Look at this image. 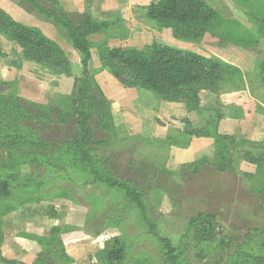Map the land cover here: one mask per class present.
<instances>
[{
	"label": "rangeland",
	"instance_id": "rangeland-1",
	"mask_svg": "<svg viewBox=\"0 0 264 264\" xmlns=\"http://www.w3.org/2000/svg\"><path fill=\"white\" fill-rule=\"evenodd\" d=\"M100 1L0 0V10L20 25L38 29L54 40L70 62V75H55L26 61L22 49L0 35V94L20 95L39 113L52 106L47 104L55 99L54 107L65 115L76 109L79 96H72L76 82L94 83L110 99L106 97L111 124L110 129L95 131V137L105 142L95 146L96 154L105 158L112 155L114 172L123 180L135 179L151 186L144 188L148 216L161 236L178 248L177 262L204 264L209 254L213 256L212 264H226L228 255L238 262L243 255H264V148L237 138L229 146L231 152L220 159L214 138L189 137L184 133L188 124L201 129L211 121L218 123L229 112L225 106L188 111L182 100L189 99L191 94L185 93L179 102H169L141 86H124L103 68L98 57L99 48L106 45L132 48L149 58L154 44L215 57L228 65L235 64L234 56L240 54L255 57L256 50L263 53L262 57L264 0H201L214 10L216 17L207 24L200 41L175 39L173 28L158 27L141 17L139 21H126L124 14L104 12ZM56 12L63 13L66 19L52 21L50 14ZM85 17H91L96 25L95 31L83 40L88 47V60L68 41L69 37L74 38L71 32L76 27H90L85 24ZM240 80L238 69H228L218 82V92L210 93L219 97L239 90ZM204 92L209 91L200 90L199 100ZM51 115L57 116L55 111ZM94 119L95 116L91 120ZM2 123L6 128L11 121ZM76 125L73 121L47 123L42 127L43 136L62 144L74 135ZM248 154L262 164L244 160ZM12 163L16 165L13 173ZM57 164L60 168L51 164L38 166L36 176L22 159H11V149H0V183L8 181L10 191L8 198L0 197L1 258L23 263L14 256L29 253L33 261L45 256L51 245L39 240L48 238L56 223L62 228L59 237L71 264H90V256L111 237L123 244L124 264H171L166 261L159 240L149 232L143 215L126 201L123 191L96 181L81 165L74 166L70 161ZM218 164L225 169L220 171ZM185 165L192 167L185 168L182 177L180 172ZM49 208H54L57 219L50 217ZM200 213L214 215L218 222L216 233L229 238L230 247L224 257L209 252L210 247L195 248L186 237L185 221Z\"/></svg>",
	"mask_w": 264,
	"mask_h": 264
},
{
	"label": "trees",
	"instance_id": "trees-1",
	"mask_svg": "<svg viewBox=\"0 0 264 264\" xmlns=\"http://www.w3.org/2000/svg\"><path fill=\"white\" fill-rule=\"evenodd\" d=\"M52 14H50V19L57 23L63 18L66 19L63 13ZM145 17L158 27L173 28L175 39L200 41L205 35L207 24L216 17V13L201 0H157L146 8ZM85 20V24H90V27L88 29L76 27V31L71 32L74 38L69 37L68 41L88 60L89 51H87L88 47L83 40L85 41L88 34L92 33L91 31H95L96 25H93L91 17H85ZM102 27L104 26L102 25ZM0 35L19 46L26 61L34 62L49 72L55 73V75H70L68 57L56 43L45 37L38 29L22 26L13 21L2 10H0ZM99 49L98 57L103 68L109 71L120 84L127 87L141 86L162 100L169 102H179L180 97L184 96L185 93L191 94L189 99L182 100L188 111L200 107L198 105L200 90L217 93L218 82L226 76L228 69L236 70L235 67L218 58H207L160 44L153 45L149 58L143 57L132 48H108L105 45ZM259 73L264 86V63L259 65ZM101 92L92 82L86 84L83 81H77L72 95L74 97L77 93L79 96L75 100L78 102L75 103L76 109L65 115L54 107L55 99L51 102L52 106L45 107L39 113L30 107L32 103H30L31 105L28 104L27 100L18 95L2 96L0 94V149H11V159H22L28 167L34 170L32 174L36 176L38 175V166L45 164V167L52 165L60 168L57 164L59 161L64 164L70 161L74 163V166L81 165L83 170L88 171L89 175L93 176L96 181L110 188L118 187L123 191L126 201L134 205L143 215L149 232L161 243L167 257L166 261L171 264H179L177 262L180 255L178 248L173 245L169 238L161 236L156 228L157 225L148 216L145 202L147 191L144 188H151V186L144 185L143 182L135 179L123 180L114 172L115 167L110 160L112 155L105 158L96 154L95 146H102L105 142L95 137V131H104V127L108 128L111 125L108 114L110 102ZM53 111L56 112V117L51 115ZM94 116L96 120H91ZM7 119L11 121V124H6L7 126L4 128L5 122L4 124L2 122ZM71 121L77 125L76 132L69 141L57 144L46 140L43 136L42 127L45 124L55 125L58 122L65 124ZM38 127L39 129H37ZM184 134L189 137L210 136L214 138L215 151L220 159L231 152L229 146L237 141L235 136L220 135L217 131V123L212 121L205 124L201 129H194L188 124ZM256 143H258L259 148H264V140ZM248 144L256 145L254 142ZM244 160L257 165L262 164L260 161L253 160L250 154L244 156ZM15 167L16 165L12 163L11 173L15 171ZM183 167L180 172L182 177L184 176L183 170L192 167V165ZM218 169L222 171L225 169L224 165L218 164ZM239 175L246 176L241 173ZM9 196L8 181H4L0 183V197L8 198ZM48 211L51 213L49 215L52 219H57L58 215L54 212V208H49ZM216 224L218 222L214 215L200 213L185 221V235L189 237L191 242H194L195 248L210 247L209 252L222 258L227 254L230 241L221 232L216 233ZM61 232L60 226H53L50 229L49 237L39 240V242H49L51 248L49 253H46L45 256L40 255L32 264L72 263L71 258L63 250L62 240L59 237ZM103 245L95 254L90 256V264H124V247L117 237L107 239ZM228 256L225 258L226 264H264V255H250V259L243 255L239 262L232 255ZM212 257L207 254L204 258V264H212ZM0 264L23 263L0 257Z\"/></svg>",
	"mask_w": 264,
	"mask_h": 264
},
{
	"label": "crops",
	"instance_id": "crops-1",
	"mask_svg": "<svg viewBox=\"0 0 264 264\" xmlns=\"http://www.w3.org/2000/svg\"><path fill=\"white\" fill-rule=\"evenodd\" d=\"M154 1L157 0H101L100 4L104 12L114 11L124 14V20L126 21H139L140 17L146 19L145 10ZM132 13L135 14V17ZM134 35L137 34L133 33ZM258 52V50L253 52L256 55L255 57H247L242 54L234 56V60L237 62L230 65H233L240 73L241 87L239 90L227 92L219 97L210 92H204V95L201 94V112L205 108L214 109L216 106L221 108L225 106V109L229 110L217 121V131L220 135L235 136L252 142L264 140V86L257 69L264 62V56L261 57L263 53L259 54ZM260 59L263 61L260 62ZM182 115H186V112H183ZM56 225L58 224L55 223L52 226ZM14 257L25 264L33 261V256L29 253Z\"/></svg>",
	"mask_w": 264,
	"mask_h": 264
}]
</instances>
